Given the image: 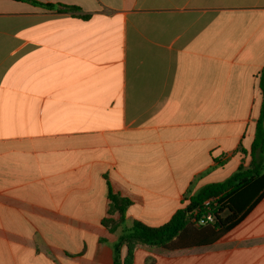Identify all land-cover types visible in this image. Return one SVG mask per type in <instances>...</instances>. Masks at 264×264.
Returning a JSON list of instances; mask_svg holds the SVG:
<instances>
[{"label": "crops", "instance_id": "0c3cea01", "mask_svg": "<svg viewBox=\"0 0 264 264\" xmlns=\"http://www.w3.org/2000/svg\"><path fill=\"white\" fill-rule=\"evenodd\" d=\"M33 1L80 11L0 0V264H114L110 191L126 227L161 226L261 159L264 0ZM134 264H264V198L215 244Z\"/></svg>", "mask_w": 264, "mask_h": 264}, {"label": "trees", "instance_id": "16d2710c", "mask_svg": "<svg viewBox=\"0 0 264 264\" xmlns=\"http://www.w3.org/2000/svg\"><path fill=\"white\" fill-rule=\"evenodd\" d=\"M24 1L58 13L80 11V8L68 5ZM259 84L263 101L252 150L258 152L261 159L254 161L250 168L241 167L225 182L203 187L161 226L137 221L132 227H126V211L132 202L110 191L109 214L113 216L118 213L119 218H105L102 225L112 233L122 229L118 240L112 244L114 264H134V253L139 245L168 251L213 245L238 226L264 198V69ZM207 201H210L209 205H206ZM208 213L213 214L214 221L201 223L200 220Z\"/></svg>", "mask_w": 264, "mask_h": 264}, {"label": "built area", "instance_id": "2783aa9c", "mask_svg": "<svg viewBox=\"0 0 264 264\" xmlns=\"http://www.w3.org/2000/svg\"><path fill=\"white\" fill-rule=\"evenodd\" d=\"M210 201L206 202V205H209ZM201 223H206V222H213L214 221V216L212 213H208L203 217V219L200 220Z\"/></svg>", "mask_w": 264, "mask_h": 264}, {"label": "rangeland", "instance_id": "374dc122", "mask_svg": "<svg viewBox=\"0 0 264 264\" xmlns=\"http://www.w3.org/2000/svg\"><path fill=\"white\" fill-rule=\"evenodd\" d=\"M235 166V160H231L229 163H228V166H227V169L225 170V173L226 174H229L230 171L232 170V168ZM161 189H164L163 187Z\"/></svg>", "mask_w": 264, "mask_h": 264}]
</instances>
